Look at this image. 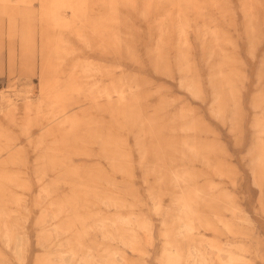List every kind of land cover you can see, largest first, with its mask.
Listing matches in <instances>:
<instances>
[{"label": "rangeland", "instance_id": "374dc122", "mask_svg": "<svg viewBox=\"0 0 264 264\" xmlns=\"http://www.w3.org/2000/svg\"><path fill=\"white\" fill-rule=\"evenodd\" d=\"M41 3L35 49L29 11L11 37L0 14V215L28 233L23 263L0 245V264L64 243L86 264H193L206 245L264 264V0ZM40 9L57 37L41 40Z\"/></svg>", "mask_w": 264, "mask_h": 264}, {"label": "bare ground", "instance_id": "6f19581e", "mask_svg": "<svg viewBox=\"0 0 264 264\" xmlns=\"http://www.w3.org/2000/svg\"><path fill=\"white\" fill-rule=\"evenodd\" d=\"M2 1H9V0H2ZM24 0H20L19 2H23ZM12 13V12H11ZM26 15V14H25ZM24 17V16H23ZM27 17V16H26ZM28 19V18H27ZM181 51V50H180ZM179 54V53H178ZM79 57V56H78ZM61 59V58H59ZM64 61V60H63ZM62 63V62H61ZM86 63V62H85ZM84 63V64H85ZM0 68H1V65H0ZM77 70V69H76ZM80 70V69H79ZM61 71V70H60ZM74 73V72H73ZM77 73V72H76ZM79 73V72H78ZM59 74V73H57ZM72 74V73H71ZM70 78L71 76L68 75ZM68 76L67 79H68ZM112 76V75H111ZM60 77V76H59ZM69 78V79H70ZM121 78V77H120ZM61 79V78H60ZM116 79V78H114ZM57 80V79H56ZM63 80V79H62ZM58 81V80H57ZM71 82V81H70ZM119 82V80H118ZM117 82V83H118ZM69 83V82H68ZM127 83V82H126ZM56 86H59V85H56ZM61 86V85H60ZM71 86V84H70ZM81 87V86H80ZM89 87V86H88ZM125 87V86H124ZM60 88V87H59ZM66 88V87H65ZM53 89V88H52ZM58 89V88H57ZM56 89V91H57ZM84 89V88H83ZM125 89V88H124ZM66 91V89H64ZM101 90V89H100ZM47 91V90H46ZM53 91V90H52ZM51 91V92H52ZM78 91V90H77ZM64 92V91H63ZM63 92H61L63 94ZM58 93V92H57ZM65 93V92H64ZM52 94V93H50ZM82 94V93H81ZM57 95V94H56ZM84 95V94H83ZM109 95V93H108ZM77 96V95H76ZM65 97V96H64ZM83 98V97H82ZM110 98V97H109ZM66 99V98H65ZM104 100V99H103ZM100 101V100H99ZM65 102V101H64ZM62 102V103H64ZM90 103V102H89ZM93 102H91L92 104ZM95 103V102H94ZM54 103H51L50 106H48V108H44L43 104H42V107H43V111L45 114H50L51 113V116L53 117H56L58 115L61 116V114H65L66 113V108L67 106L65 104H58V109H56V111H54V107H53ZM69 105V104H68ZM101 108V107H100ZM103 108V107H102ZM96 109V108H95ZM75 110V109H74ZM99 110V109H97ZM101 110V109H100ZM114 114V113H113ZM52 117H49L48 119L50 120ZM79 121V120H78ZM65 123L64 120H61L59 122V124H63ZM102 124V123H101ZM70 133H66L65 135H69ZM108 145V144H106ZM96 146V145H95ZM107 147V146H106ZM110 147V146H108ZM106 149V148H105ZM109 149V148H108ZM52 150L56 153L53 154V156L56 158V157H59L61 156V152L59 151H56L55 148H52ZM124 150V149H123ZM110 151V149H109ZM108 151V152H109ZM127 151V150H126ZM112 152V151H111ZM108 154V153H107ZM104 155V153H103ZM109 155V154H108ZM102 156V154H101ZM97 157V156H96ZM109 157V156H108ZM102 159V158H101ZM105 160V159H104ZM109 161V160H108ZM113 161V160H111ZM124 162V161H123ZM98 163V162H97ZM97 163L95 165H97ZM130 163V162H129ZM103 164V163H102ZM121 166V165H119ZM127 167V166H126ZM155 167V166H154ZM109 170V169H108ZM160 170V169H159ZM165 171V170H164ZM73 173V172H72ZM176 173V172H175ZM180 173V172H179ZM174 175V174H173ZM177 178H180L179 175H176ZM104 178V176H103ZM102 178V179H103ZM175 178V180L177 179ZM105 179V178H104ZM111 179V178H110ZM181 179V178H180ZM181 182V181H180ZM113 185V184H112ZM40 193H41V201L45 200L46 198V193H45V189L43 187H41L40 189ZM21 200L19 201V206L26 209V201L23 200V198L21 197L20 198ZM236 207V206H235ZM233 207V208H235ZM11 210V209H10ZM11 212V211H10ZM236 212L241 215L242 217H244L242 215V209L240 207H236ZM236 216V214H235ZM25 216H23L20 212L18 211H15L13 213V216L12 217H6V216H1L0 215V245L1 247H3V249H8L12 252L13 256L15 257L16 260H18L19 262L23 263L24 259H25V252H26V244H27V241H28V233H27V230L25 229V226H24V219ZM236 218V217H235ZM245 221H247V219L244 217ZM53 220V215H51V213H49L48 211H45V214H44V219H43V222L47 223V222H51ZM127 222V221H126ZM131 222V221H130ZM128 224V223H127ZM190 224V223H189ZM233 224V223H231ZM132 226V225H131ZM183 227L180 229L183 231H185L186 229H190L192 231H194V226L192 227L191 225L189 226H186V225H182ZM191 226V227H190ZM147 229V228H146ZM150 229V228H149ZM58 230H61L59 228V226L55 225L53 227L49 226V231L48 233L45 235V236H41V241H42V244L44 243H47L46 242V238L47 236H57L59 233ZM189 230H187L188 232ZM235 232V231H234ZM233 232V233H234ZM123 233V232H122ZM181 233V232H180ZM183 233V232H182ZM181 233V234H182ZM190 233V232H189ZM206 233V232H205ZM112 235V234H111ZM123 234H121L122 236ZM186 235V233H185ZM60 236V235H59ZM68 236V235H67ZM65 236V237H67ZM115 236V235H113ZM120 236V237H121ZM143 236V235H142ZM180 236V235H179ZM64 237V238H65ZM120 237L118 239H120ZM189 237V236H188ZM60 238V237H59ZM117 238V237H116ZM122 240L124 237H121ZM149 238V237H148ZM58 239V237H57ZM145 239H146V236H145ZM189 239V238H188ZM196 239V238H195ZM59 240V239H58ZM67 240V239H66ZM125 240V238H124ZM123 240V241H124ZM186 240V239H185ZM52 241V240H51ZM64 241V240H63ZM126 241V240H125ZM150 241V240H149ZM152 242V241H150ZM183 242V241H181ZM236 243V242H235ZM234 244V243H233ZM59 246L60 243H59ZM68 246V245H67ZM207 246V250H206V253L204 252H201L199 249H196V248H193L191 254H192V260L194 261L193 264H228V263H232L233 260L236 258L237 261L239 262H242L244 263L245 262V256L243 255H234L232 253H229L227 252V249H219V248H215L214 246L213 247H208ZM196 247V246H194ZM58 248V247H57ZM70 248V246H69ZM73 248V247H72ZM56 249V248H55ZM61 249V248H60ZM74 249V248H73ZM72 249V250H73ZM237 249V248H236ZM1 250V249H0ZM53 251V250H52ZM173 251H176V250H173ZM191 251V250H190ZM83 252V251H82ZM178 252V251H177ZM238 251H236L237 253ZM171 254V253H170ZM175 254V253H174ZM178 255V253L176 254ZM186 255H187V252H186ZM87 256V255H86ZM117 256V254H115V257ZM84 257V256H83ZM190 258V257H189ZM188 258V259H189ZM86 259V258H84ZM84 259L81 258H77L75 256V254L73 253V251H71L70 249H66V244L64 243L63 245V251L61 253V255L57 256V255H54V253L52 254L51 251L49 252L48 254V257L47 259H39L38 260V263L37 264H86ZM118 260V258H117ZM116 261V260H115ZM250 261V260H249ZM115 263V262H113Z\"/></svg>", "mask_w": 264, "mask_h": 264}, {"label": "crops", "instance_id": "0c3cea01", "mask_svg": "<svg viewBox=\"0 0 264 264\" xmlns=\"http://www.w3.org/2000/svg\"><path fill=\"white\" fill-rule=\"evenodd\" d=\"M16 1L15 5H19V6H11L12 2ZM20 0H9V1H2L0 0V14L1 15H7V17L9 18V36L12 35V33L16 28V16H20V15H24L28 12L27 18L26 19V24L22 27L21 29V38H31L33 40H35V46L34 49L36 48V38L33 34V27H32V16H34V12L31 10V7H28L31 0H24L23 2H19ZM43 3V0H40ZM46 2L48 1H55V0H45ZM41 3V7L44 6ZM46 5V3H44ZM64 4V3H62ZM21 5L25 8L22 9ZM42 9H40L39 11V15H40V21L44 24L43 27H45L46 31L45 33L41 34V40L43 39H48V38H55L57 37V31L56 29H58L59 27V19L58 17H55L54 14H51L49 16H42ZM12 12V13H11ZM53 12V11H52ZM21 17V16H20ZM57 19V20H56ZM56 33V34H55ZM11 37V36H10ZM1 43V42H0ZM4 43L0 44V65H1V73L4 72V65H5V53L4 52ZM10 58L12 59V52L10 53Z\"/></svg>", "mask_w": 264, "mask_h": 264}]
</instances>
